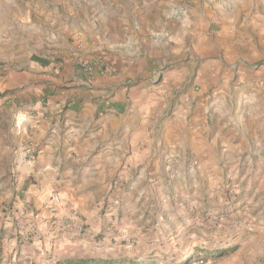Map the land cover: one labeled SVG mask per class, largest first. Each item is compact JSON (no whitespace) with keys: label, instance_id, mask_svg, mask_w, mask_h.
Returning <instances> with one entry per match:
<instances>
[{"label":"rangeland","instance_id":"1","mask_svg":"<svg viewBox=\"0 0 264 264\" xmlns=\"http://www.w3.org/2000/svg\"><path fill=\"white\" fill-rule=\"evenodd\" d=\"M173 25L185 28L186 40L170 39ZM137 42L173 51L154 53L147 69L124 86L158 83L164 71L186 66L187 58L208 64L206 86L196 73L187 83L206 105V143L214 144L206 170L190 166L184 181L173 173L175 192L138 215L118 205V214L102 222L81 216L66 239L48 240L49 233L31 222L26 232L34 228L31 237L42 251L27 262L264 264V0H0V65L11 70L30 61L42 65L34 56L48 58L51 63L42 66L51 73L77 54L103 51L127 60ZM116 175L123 179L114 174L109 186ZM16 190L9 185L6 192ZM3 203L15 206L14 198Z\"/></svg>","mask_w":264,"mask_h":264},{"label":"crops","instance_id":"2","mask_svg":"<svg viewBox=\"0 0 264 264\" xmlns=\"http://www.w3.org/2000/svg\"><path fill=\"white\" fill-rule=\"evenodd\" d=\"M170 35L186 40L188 34L173 25ZM171 51L173 46L143 42L128 50L127 60L98 51L113 74L91 79L75 60L54 73L34 61L16 70L0 65V264H29L42 251L26 232L31 222L49 233L48 240L66 239L68 233L52 231L54 215L67 217L66 232L75 231L83 217L88 223L110 219L118 205L138 215L175 192L173 173L184 181L188 167L206 170L214 152V144L206 143V105L187 88L195 73L202 82L206 61L187 58L186 66L164 71L158 83L124 86L147 69L153 55ZM116 172L124 183L109 193ZM159 174L163 180L156 182ZM9 185L17 189L14 195L6 192ZM53 192L80 216L51 207ZM12 198L9 210L3 202Z\"/></svg>","mask_w":264,"mask_h":264},{"label":"built area","instance_id":"3","mask_svg":"<svg viewBox=\"0 0 264 264\" xmlns=\"http://www.w3.org/2000/svg\"><path fill=\"white\" fill-rule=\"evenodd\" d=\"M76 64L79 66V68L89 76L91 79L95 75H110L113 74V70L108 66L104 56L100 53H95L93 55H81L77 54L75 56ZM124 181L120 175H116L111 183H110V189L111 190H119L121 186L123 185ZM50 206L51 207H61V208H67V212L70 213V216L77 217L79 215V212L76 207L71 206L70 204H65L62 197L59 195L58 192H53V195L50 199ZM51 225L54 229L52 231L56 230L57 234H62V236L66 233L68 228L67 223V217L57 216L54 215L52 218ZM34 233V228L31 229ZM29 233V232H28Z\"/></svg>","mask_w":264,"mask_h":264},{"label":"trees","instance_id":"4","mask_svg":"<svg viewBox=\"0 0 264 264\" xmlns=\"http://www.w3.org/2000/svg\"><path fill=\"white\" fill-rule=\"evenodd\" d=\"M36 61H39L42 65H48L51 61L48 58H42L40 56H34L33 58ZM207 260V258L205 259ZM120 260H98L94 258H78V259H67L59 261L56 264H118ZM129 264H139L135 260L128 261Z\"/></svg>","mask_w":264,"mask_h":264}]
</instances>
